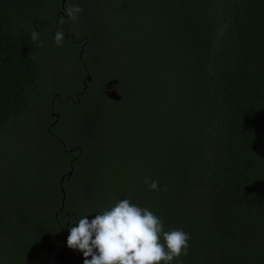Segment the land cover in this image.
I'll use <instances>...</instances> for the list:
<instances>
[{"label":"trees","instance_id":"obj_1","mask_svg":"<svg viewBox=\"0 0 264 264\" xmlns=\"http://www.w3.org/2000/svg\"><path fill=\"white\" fill-rule=\"evenodd\" d=\"M72 2L0 0V142L31 119L57 174L37 209L0 190V264H264V0ZM109 147L117 227L86 218Z\"/></svg>","mask_w":264,"mask_h":264},{"label":"rangeland","instance_id":"obj_2","mask_svg":"<svg viewBox=\"0 0 264 264\" xmlns=\"http://www.w3.org/2000/svg\"><path fill=\"white\" fill-rule=\"evenodd\" d=\"M74 1L76 2V0ZM75 2H72V5H75ZM110 2L111 0H93L94 9L90 12L95 13L101 4L106 5ZM67 8H70L69 4ZM69 21L74 26H84V23H80V19L77 16L70 18ZM114 23V20L108 22V24ZM96 46L95 49L98 53L100 45L97 44ZM103 53L105 55V72L110 77L113 74V70L116 69L115 66H118L119 62L115 61L116 57L114 58V61H111L113 58V52L108 48H104ZM43 62L45 77L52 80L55 75H53V71L50 69L52 64L45 54L43 55ZM107 65L110 67H107ZM99 81H102L101 77L99 78ZM113 81L116 80L114 79ZM108 88L110 90L109 93H111L112 96H118V93L114 92L115 88L112 90L110 85H108ZM50 103V101L46 102L45 107H50ZM50 121L51 119L48 123ZM30 123L31 119L26 120L25 122L13 123L7 135L2 136L1 138L0 144L3 146L0 150V190L6 188L4 192L8 195L14 192L15 194L22 196L23 200L31 201V204L37 209L39 204L45 202V200H41V197L45 193H50L53 190L57 174H53L51 177V175L48 176V174L44 172L43 164L38 158V150H36L38 156L34 150L35 143L33 135L34 133H37L38 130L34 131L31 126L32 124ZM21 124L23 127H21ZM66 128L67 126L64 127L65 130ZM118 153V149L109 147L107 155H102V158L99 155V162L101 166L105 168V170H102V174L103 176L107 175L109 178L104 180L106 186L104 192H102L104 203L100 206L99 211H96L98 213L93 214L91 211H88L86 214V218L89 220L90 224H93L91 222L94 220H104L105 223H114L115 225L113 226L117 227L118 225L116 223L121 222L122 220L123 211H121V207H119L121 202L118 197L116 198L118 194L117 182L116 178L113 177L116 169L113 171V174L110 173V167L112 164H115L114 160L117 159ZM48 177L50 180L47 179ZM109 190H111L112 193H109ZM123 231L124 228H121L119 233H122ZM118 242L122 247L115 249L114 251L115 253L118 252L117 258H120V264H133L130 259L124 258V241L120 240Z\"/></svg>","mask_w":264,"mask_h":264},{"label":"flooded vegetation","instance_id":"obj_3","mask_svg":"<svg viewBox=\"0 0 264 264\" xmlns=\"http://www.w3.org/2000/svg\"><path fill=\"white\" fill-rule=\"evenodd\" d=\"M65 1L66 0H61L60 8L57 10L58 11L57 12V19H56L57 22L60 20V16L61 17H67V15H69V12H68L67 8L65 7ZM57 25H59V24H57ZM60 26L64 30V36H66L68 34V33H66L67 32V28L64 27V24H60ZM54 37L57 38V35H54ZM80 47H81V49H83V44H80ZM55 104H56L55 103V99H53L52 102H51V104H50V108H49V118L51 119V121L46 126L47 127V130H48L47 132L50 133L51 135H54L55 134L54 131H52L51 126L54 125L59 120V112H57L55 110ZM62 147L64 148V144H62Z\"/></svg>","mask_w":264,"mask_h":264},{"label":"water","instance_id":"obj_4","mask_svg":"<svg viewBox=\"0 0 264 264\" xmlns=\"http://www.w3.org/2000/svg\"><path fill=\"white\" fill-rule=\"evenodd\" d=\"M87 79L90 80L91 77L88 75V76H87ZM112 92H113V91H112ZM114 92H116V91H114ZM108 95H109L111 98H113V99H118V98H119V96H117V97H116V96H112L111 93H108ZM70 173H71V172H68V176L70 175ZM60 183H62V179L60 180ZM61 190H62V192H64L63 189H61ZM103 258H105V257H103ZM111 259H112V258L109 257V261H111Z\"/></svg>","mask_w":264,"mask_h":264}]
</instances>
